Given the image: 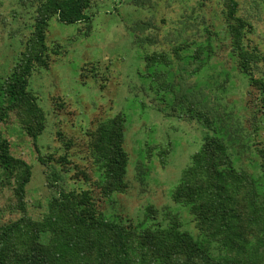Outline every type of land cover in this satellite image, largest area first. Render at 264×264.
Wrapping results in <instances>:
<instances>
[{"label": "rangeland", "instance_id": "1", "mask_svg": "<svg viewBox=\"0 0 264 264\" xmlns=\"http://www.w3.org/2000/svg\"><path fill=\"white\" fill-rule=\"evenodd\" d=\"M37 1L0 0V80L12 72L25 50ZM144 1L94 0L96 5L88 10L91 29L88 22L50 19L47 44L52 58L44 66H34L29 78V89L46 117L45 128L35 141L15 110L0 125L12 154L32 166L25 210L18 206L13 185H0L1 223L23 215L43 220L58 189H83L92 193L108 219H122L137 230L175 222L197 237L200 233L190 208L175 203L171 191L212 131L196 118L167 111L177 96L184 97L183 103L176 101L181 105H177L178 112L198 100V83L208 95L200 98L199 106L205 100L214 106L221 96L223 105L215 109L227 116L221 114L224 120L218 121V128L223 134V128L229 130L235 162L262 175L257 164L261 158L258 148L264 146V95L236 68L222 17L223 0ZM239 2L240 11L254 26L247 43L264 54V0ZM209 36L213 37L212 55L200 53V58H193L197 42ZM59 44L65 51L53 53ZM147 55H163L168 65L160 61L149 65ZM88 64L98 71V77L81 78L82 67ZM259 73L264 75V63ZM119 111L127 115L124 146L130 160L126 187L106 195L92 156L91 137L101 120ZM234 136L238 137L235 146ZM54 173L56 180L52 181ZM51 181L55 187L49 186Z\"/></svg>", "mask_w": 264, "mask_h": 264}, {"label": "trees", "instance_id": "2", "mask_svg": "<svg viewBox=\"0 0 264 264\" xmlns=\"http://www.w3.org/2000/svg\"><path fill=\"white\" fill-rule=\"evenodd\" d=\"M95 5L94 0L37 1L25 50L12 72L0 80V125L15 110L22 127L37 140L45 128L46 117L37 96L29 89V78L34 66H44L52 58L47 44L50 19L57 17L68 24L88 22L91 29L88 10ZM240 9L239 0H223L222 17L232 41L236 68L249 85L264 95V75L259 73L264 54L247 43L254 26ZM212 41L209 36L206 41L197 42L193 58H200L202 53L211 56ZM63 49L59 44L53 53L64 52ZM146 59L149 65H168L163 55H147ZM97 74L89 64L82 67V79L98 77ZM197 85L200 98H206V88ZM181 98L177 96L167 114L196 118L212 131L203 138L200 149L192 155L171 191L175 203L190 208L200 233L197 237L175 222L166 227L155 225L137 230L122 219L104 216L89 190L58 189L43 220L23 215L0 222V264H264V146L258 148L261 158L257 166L262 175L252 174L239 160L236 166L227 138V133L231 134L224 128L223 134L218 128V121L224 120L221 114L227 116L225 111L215 109V105H223L219 101L221 96L216 97L214 106L207 104V100L199 106L200 98L195 102H190V98V104L178 112L176 108L181 105L177 106L176 101L181 104ZM126 120V113L119 111L101 120L91 137L92 156L106 195L126 187L130 160L124 146ZM237 139L232 138L233 146ZM165 153L163 150L160 155L164 158ZM39 160L45 161L40 156ZM56 175H50L52 181ZM31 178V164L12 154L10 140L0 128V185H13L22 210L26 209V187ZM52 181L49 186L55 187Z\"/></svg>", "mask_w": 264, "mask_h": 264}]
</instances>
